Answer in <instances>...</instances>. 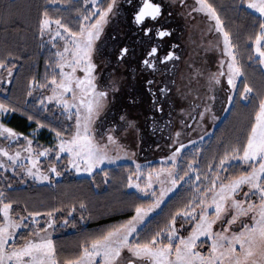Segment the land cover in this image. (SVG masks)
<instances>
[{
  "label": "snow or ice",
  "instance_id": "snow-or-ice-1",
  "mask_svg": "<svg viewBox=\"0 0 264 264\" xmlns=\"http://www.w3.org/2000/svg\"><path fill=\"white\" fill-rule=\"evenodd\" d=\"M18 7L8 0L0 13L6 46L0 55V264H264V89L248 73L252 68L264 81V0H232L230 6L251 19L248 65L239 34L216 0L29 5V13L37 8L33 38L47 54L43 73L27 79L22 96L5 87L28 58L20 45L7 48L10 29L23 23L13 16ZM194 13L209 27L197 34L193 24L186 40L174 42L175 17L187 24L196 20ZM212 35L214 41L207 38ZM137 47L143 55L133 71L149 77L144 122L142 101L123 71ZM210 52L219 54L216 71L208 67ZM217 103L221 111L252 108L242 136L218 139L215 146H203L204 136L199 147L191 138L185 143L182 138L197 128L208 134V121L219 120ZM13 115L30 131L9 126ZM43 131L51 137L48 146L39 143ZM148 131L167 132L169 154L159 167L136 163L130 170L124 187L135 190L131 202L106 208L122 213L116 223L90 232L83 222L94 213L84 200L39 210L12 195L13 177L51 185L69 170L93 178L99 170L108 184L104 166L134 158ZM69 226L79 242L62 255L53 234Z\"/></svg>",
  "mask_w": 264,
  "mask_h": 264
},
{
  "label": "trees",
  "instance_id": "trees-1",
  "mask_svg": "<svg viewBox=\"0 0 264 264\" xmlns=\"http://www.w3.org/2000/svg\"><path fill=\"white\" fill-rule=\"evenodd\" d=\"M44 2L45 0H16V4L19 7L13 13V16L20 17L23 23H19L10 29L7 48L16 50L17 45H20V49L28 54V58L22 61L23 67L19 70L17 80L7 87L10 90V94L15 96L23 95L25 83L32 74L43 73L44 71V59L47 53L39 49L38 41L33 38L37 8L32 7L29 13V5H41ZM6 3H8V0H0V13L3 12ZM216 3L217 5H223L227 16L231 18L230 27L234 33L239 34L240 52L244 57V63L245 65L250 64L251 62L247 61L248 49L245 47L246 43H249L247 37L253 31L250 17L237 15L231 11L232 0H216ZM0 23H3V21H0ZM29 26H31V29ZM4 36L5 33L0 32V55L6 51ZM34 64L36 67H33ZM248 73L250 82L257 89H264V81L260 80L258 72L254 73L252 68H249ZM251 117V107L238 104L231 108L203 146H215L218 139L228 140L234 139L237 135L242 136ZM8 120L10 121L9 126L16 128L17 131H30L29 123L19 115H13ZM42 133L39 142L50 144L51 137L48 132L43 131ZM105 169L109 172L110 183L108 184L103 183V173L100 171L95 173L94 178L91 176H73L65 173L60 180L55 181L51 185L35 183L23 185L17 182L20 179L19 177H13L15 191L12 195L22 203L27 202L31 208L39 210H46L54 205L60 206L62 203L67 204L84 200L94 213L92 219L83 222L84 228L93 232L99 227L116 223L118 219L122 218V213L114 212L108 214L106 208L110 205L122 207L119 201L131 202V194L135 192L124 187L126 176L130 170H133L132 164L122 163L117 166L105 167ZM8 175L11 176V173L9 172ZM75 215L78 218L79 213ZM54 239L57 241L58 246L65 250L62 255H66L77 247L79 235L70 226L67 228L61 227L57 229Z\"/></svg>",
  "mask_w": 264,
  "mask_h": 264
},
{
  "label": "rangeland",
  "instance_id": "rangeland-1",
  "mask_svg": "<svg viewBox=\"0 0 264 264\" xmlns=\"http://www.w3.org/2000/svg\"><path fill=\"white\" fill-rule=\"evenodd\" d=\"M165 2L167 3V0H165ZM195 2V0H188V4L189 6L193 5ZM193 15L196 16V20L195 21H191L190 23L186 24L185 19H183L184 23H185V32H184V36H183V40L187 39V29L191 28L193 24H195L197 27L195 29V31L197 32V34L199 33L200 29H207L209 27V22L206 21L202 14H197L194 13ZM208 39H212L213 41L215 40V36H209L207 37ZM209 58H210V63L208 65L209 69L211 71H216L217 70V66H218V53L217 52H210L209 54ZM181 70H183V65H181L180 67ZM124 71V75H126L128 77V83L130 81V73L128 72V70H123ZM10 85H5V87H8ZM223 95V94H221ZM126 99V98H125ZM142 104L139 108V113H140V118L141 121L144 122V114L146 112H148V108L150 105V101H145V100H141ZM224 107H229L228 105H224ZM167 111V108H166ZM229 111H221V104L217 103L216 105V113L219 116V120L213 122L212 120L208 121L207 124V135H205V132L203 129L197 128L196 131L192 132L189 136H185L182 139L184 140L185 143H187L188 138H191L192 140H195L197 142V146H201V142L199 140L200 136H204V141L203 144L206 142V140L212 135L214 129L216 128V126L222 121V119L227 115ZM148 115H151V113L149 112ZM148 124L150 125V121L148 122ZM43 133L40 134V136ZM39 136V139H40ZM166 137H167V132L165 131L164 133H161L160 131H157L155 133H152L150 131L147 132V135L145 137V142L143 143V145L141 146V149H133L134 151H136V156L134 158H127V157H123L122 159H120L119 161H117L114 164H106L104 167H110V166H117L119 164L122 163H130L133 165V170L135 168V164L139 163L142 165H150L151 167H159L161 166V161L163 159V157H165L168 153V148H167V144H166ZM40 141V140H39ZM41 145H45L48 146L49 144H44L42 142H39ZM156 144H160L161 148L157 149L155 146ZM186 151L191 152L192 151V147L189 146L188 149H186ZM48 163L47 160H42V164L46 165ZM99 171V170H97ZM65 173L71 174L73 176H89L87 173H77L74 170H69V171H65ZM64 174L60 177H54V182L52 184L55 183V181L60 180ZM21 179V178H20ZM27 183H35V184H40L38 182H34L32 180H28L26 183H22L23 185H26ZM47 184V183H45ZM132 191H135L134 189H130ZM57 231L53 234V238L56 236Z\"/></svg>",
  "mask_w": 264,
  "mask_h": 264
},
{
  "label": "flooded vegetation",
  "instance_id": "flooded-vegetation-1",
  "mask_svg": "<svg viewBox=\"0 0 264 264\" xmlns=\"http://www.w3.org/2000/svg\"><path fill=\"white\" fill-rule=\"evenodd\" d=\"M166 3V2H165ZM172 26L176 29V37L179 39L174 40V42H181L183 41V36L185 32V23L183 19L179 16H176ZM143 53L141 52L140 48L137 47L136 49V55L128 61V72L130 73V81L129 85L132 87L129 89L130 91H133L134 94H136L141 100L150 101L149 96L145 92V79L149 78L147 73H141L139 71H133L134 69L138 68L140 59L142 58ZM181 67V65H180ZM157 78H159L157 76Z\"/></svg>",
  "mask_w": 264,
  "mask_h": 264
}]
</instances>
